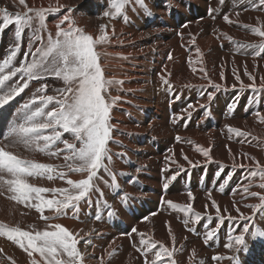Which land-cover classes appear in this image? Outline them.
I'll use <instances>...</instances> for the list:
<instances>
[{"label": "bare ground", "instance_id": "bare-ground-1", "mask_svg": "<svg viewBox=\"0 0 264 264\" xmlns=\"http://www.w3.org/2000/svg\"><path fill=\"white\" fill-rule=\"evenodd\" d=\"M26 3L33 9L59 11L45 12L43 27L34 19L32 28L24 29L20 51L5 73L36 59L32 53L46 48L50 35L55 39L57 25L65 15H70L73 27L94 40L101 34L107 36L95 45L94 51L104 79L113 82L103 93L111 105V136L104 164L112 175L100 169L93 189L79 202V211L69 208L57 215L54 208L45 207L43 216L48 219H42L37 211L35 205L39 201L11 199L14 194L2 181L0 224L33 233L35 223L39 231L59 224L79 240L77 247L85 256L84 264H145V257L137 250L141 248L140 234L157 242V249L148 254L149 260L163 244L173 251L175 264H264V238L253 239L245 234L246 248L237 251L224 247L229 235H240L245 226L252 231H264V212L248 207L260 204L259 196L251 197L243 190L248 186L250 192L264 195V189L259 187L260 177L249 174L256 170L257 162L264 165V123L255 115L257 111L264 114V90L254 92L247 87L255 84L259 89L264 82V49L246 47L259 45L264 39L250 30L264 26V3L144 0L151 13L146 14L129 0L118 16L104 15L112 11L110 0ZM4 9L11 14L26 11L18 0H0V10ZM225 15L230 22L225 21ZM68 24L64 21L60 26L67 29ZM14 31V24L3 26L0 11V62L16 43ZM258 50L262 54L254 55ZM42 78L43 82L30 80L23 92L0 107V147L21 159L52 165L50 174L25 177L34 187L48 189L42 195L52 199V190L70 189L67 180L87 178L86 172L72 170L80 162L71 158L62 140L75 142L77 148L80 142L72 134L63 133L61 141L40 151L36 144L25 145L15 137L5 138L9 129L21 122L25 103L40 95L59 98L58 90L67 87L55 75L42 74ZM162 78L170 83L171 90ZM17 79L20 80V73L6 82L4 91L15 86ZM42 86L44 92H38ZM72 86L78 85L73 82ZM39 106L37 101L33 110ZM54 107L55 101L45 111ZM229 126L244 135L230 132ZM45 134L50 135L51 130ZM43 144L39 142L40 147ZM0 175L5 180L12 178L7 173ZM49 175L53 178L49 179ZM173 175H177L176 180H171ZM125 196L126 203L122 202ZM55 198L62 197L57 193ZM105 201L110 209L104 206ZM165 201L181 206L191 204L202 218L193 223L192 213L173 209ZM213 201L220 208L223 221L217 217ZM8 203H12L10 210ZM110 210L115 214L109 215ZM243 216L253 219L245 221ZM133 228L137 231L132 232ZM212 229H216V236L205 244L206 233ZM86 240H91L87 247ZM19 250L18 244L0 236V264L40 261L38 253L29 257L24 251L21 256ZM214 256L233 259L214 261Z\"/></svg>", "mask_w": 264, "mask_h": 264}, {"label": "snow or ice", "instance_id": "snow-or-ice-1", "mask_svg": "<svg viewBox=\"0 0 264 264\" xmlns=\"http://www.w3.org/2000/svg\"><path fill=\"white\" fill-rule=\"evenodd\" d=\"M129 0H110V7L112 11H106L105 16H118L124 9ZM138 4L146 14H151L146 7L144 0H133ZM223 2V0H221ZM264 3V0H261ZM19 5L24 6L26 11L23 13L17 12L15 14L9 13L6 9L3 11V26L15 25L14 37L15 45L8 50L3 62H0V107L7 105L15 96L19 95L28 87L29 81L32 79L42 78V74L55 75L62 78L67 85L65 89L58 90L60 97L56 98L48 95L34 96L32 100L22 106L21 122L14 124L8 131L7 137H15L22 141L25 145L36 144L40 151L48 149L51 145L62 140L63 133H70L74 136L76 141L80 142L77 148L75 142L69 143L68 140H62L65 145V150L71 152V158L80 162L79 166L72 169L77 172H86L87 178L79 181L67 180L70 189H54L53 198L46 199L43 193L48 192V189L37 188L26 182L25 177L34 175H44L53 172V166L48 164L36 163L31 160L21 159L18 156L6 151L0 147V173H7L12 178L5 180L0 175V181L8 186V190L12 192L11 199L18 202H31L35 199L39 204L35 205L37 211L41 212L42 219H48L43 216V209H55L57 215L64 214V210L72 208L79 211V202L87 197L94 187V179L97 177L100 169L111 176L112 173L104 164V159L107 155V143L111 136V126L109 124V115L111 105L105 101L103 93L107 86L112 81H106L103 77L102 70L98 64V58L94 51L97 43H102L107 39L105 34H101L97 40L92 36L84 34L83 30L73 27L70 15H65L57 25L56 37L53 39L49 36L48 46L46 48H37L33 56L37 57L27 65L21 63L20 67L13 68L12 71L5 73V69L9 68L20 51L22 33L25 28H32L34 19H38L41 27L44 26L45 12L59 11V9H33L29 8L26 0H18ZM71 12V9H69ZM225 21H229L227 15L224 16ZM64 21H69L68 28H62L60 25ZM248 27V26H245ZM253 34L264 38V26L251 27ZM104 31V25H101V33ZM231 39V38H229ZM32 41H29L31 47ZM246 47H255L264 49V39L259 45H247ZM261 51H256L254 55L260 56ZM28 53H25L27 56ZM49 58L51 60L49 61ZM20 73V80L10 90L4 91L6 82L12 77ZM27 77V79H25ZM249 78L254 80L249 74ZM163 83L168 85L171 90L170 83L162 78ZM20 81H23L21 83ZM73 82L78 86L73 87ZM218 88V85H213ZM254 92L264 90V82L261 83L259 89L255 84L248 85ZM45 86L37 89L38 92L43 93ZM213 97L209 94L208 99ZM39 101L41 106L33 110V105ZM55 101L56 107L51 111H45L49 104ZM191 107V106H189ZM259 122L264 123V114L259 111L255 113ZM43 118V119H41ZM51 130V134H45ZM230 132L237 136L244 135L237 128L229 126ZM43 141V147H40L39 142ZM207 155V153H204ZM67 158V157H66ZM109 161L111 157H108ZM240 167H245L240 165ZM179 173H177L178 175ZM251 177L259 176L261 183L259 187L264 189V165L256 163V170L250 171ZM63 178V173L60 174ZM177 175H173L171 180H176ZM219 177V173H217ZM52 179V175L48 176ZM228 179H231L229 176ZM228 179L224 180V184L228 183ZM113 184H115V177L113 176ZM223 184L220 185L221 189ZM118 189V185H116ZM165 189L168 187L164 185ZM98 190V189H97ZM244 192L251 197L259 196L261 201L258 205H248L254 211L259 210L264 212V195L256 192H250L249 187H244ZM59 193L61 199H56L55 194ZM101 197L103 193L100 194ZM191 196V194H189ZM127 196L122 202L127 201ZM99 203V202H98ZM169 207L179 209L184 213H192V222L198 223L201 220V214L194 212L192 205H178L171 201H165ZM104 206L110 209V205L104 202ZM207 205L205 208L207 209ZM212 207L216 208L217 217L223 221L224 217L220 215V208L215 201L212 202ZM239 211V209H237ZM114 211L110 210L109 215H114ZM99 219V215L97 216ZM232 219V217H229ZM245 221L253 219L252 217L243 216ZM187 223V221H186ZM51 230L24 231L20 227H9L0 224V236H6L7 239L13 243L18 244L29 257L33 253H38L40 261L33 260L32 264H84L85 256L78 249L79 240L70 233L65 227L55 224L50 225ZM135 228L132 232H136ZM245 234H250L251 238H264V231H252L245 226L240 235H229L228 242L224 245L227 249L236 248L237 251L247 247ZM141 248L137 250L145 257V264H175L173 258V251L169 250L163 244H160L158 250L154 251L149 260L148 254L157 249V242L151 239H145L143 234H140ZM216 236V229H212L206 233L205 244H208ZM91 244V240L85 241V247ZM113 253H109L111 256ZM167 257V259H165ZM233 259V257L214 256V261L222 259Z\"/></svg>", "mask_w": 264, "mask_h": 264}, {"label": "rangeland", "instance_id": "rangeland-1", "mask_svg": "<svg viewBox=\"0 0 264 264\" xmlns=\"http://www.w3.org/2000/svg\"><path fill=\"white\" fill-rule=\"evenodd\" d=\"M18 79H19V78H18ZM18 79H17V80H18ZM42 79H43V78L36 79V80H37L38 82H43ZM13 138H14V137H13ZM73 163H74V162H73ZM0 183H2V181H0ZM1 185H2V184H1ZM7 201H9V199H8ZM8 204L10 205V207H9L8 210H10L11 207H12V203H8ZM36 224H37V223L34 224V226H35V228H34V229H35V232H36V231H39V229L37 228L38 226H37ZM34 229H33V230H34ZM33 230H32V231H33ZM19 249H20L19 251L21 252L20 255L22 256V253H24V250H22L20 247H19ZM26 253H27V252H26ZM33 254H34V253H33Z\"/></svg>", "mask_w": 264, "mask_h": 264}]
</instances>
